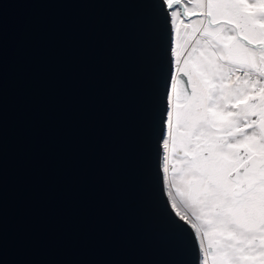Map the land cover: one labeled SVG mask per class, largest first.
Returning <instances> with one entry per match:
<instances>
[{
	"label": "water",
	"instance_id": "water-1",
	"mask_svg": "<svg viewBox=\"0 0 264 264\" xmlns=\"http://www.w3.org/2000/svg\"><path fill=\"white\" fill-rule=\"evenodd\" d=\"M154 0H0V264H194L160 195Z\"/></svg>",
	"mask_w": 264,
	"mask_h": 264
},
{
	"label": "snow or ice",
	"instance_id": "snow-or-ice-1",
	"mask_svg": "<svg viewBox=\"0 0 264 264\" xmlns=\"http://www.w3.org/2000/svg\"><path fill=\"white\" fill-rule=\"evenodd\" d=\"M160 195L194 264H264V0H154Z\"/></svg>",
	"mask_w": 264,
	"mask_h": 264
}]
</instances>
